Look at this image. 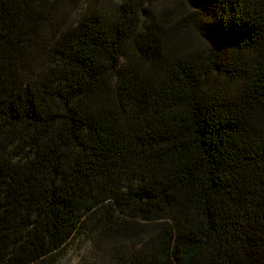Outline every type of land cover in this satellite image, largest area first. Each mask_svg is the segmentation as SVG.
<instances>
[{"label":"trees","instance_id":"trees-1","mask_svg":"<svg viewBox=\"0 0 264 264\" xmlns=\"http://www.w3.org/2000/svg\"><path fill=\"white\" fill-rule=\"evenodd\" d=\"M82 247L264 264V0H0V264Z\"/></svg>","mask_w":264,"mask_h":264},{"label":"rangeland","instance_id":"rangeland-1","mask_svg":"<svg viewBox=\"0 0 264 264\" xmlns=\"http://www.w3.org/2000/svg\"><path fill=\"white\" fill-rule=\"evenodd\" d=\"M110 2H115L118 0H108ZM159 2H164L166 4L171 5V3H176L177 0H159ZM192 39L195 43L199 44V39L192 34ZM78 250V251H77ZM123 254V253H122ZM59 264H119L114 261L112 256L106 258L97 257L96 254L91 253L90 251H86L83 247L73 249L71 253H69L65 259H63Z\"/></svg>","mask_w":264,"mask_h":264}]
</instances>
